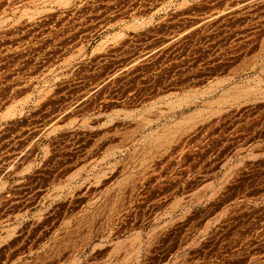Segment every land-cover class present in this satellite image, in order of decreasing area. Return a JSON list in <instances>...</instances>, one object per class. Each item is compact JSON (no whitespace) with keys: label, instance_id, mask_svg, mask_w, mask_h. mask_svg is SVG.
Listing matches in <instances>:
<instances>
[{"label":"rangeland","instance_id":"obj_1","mask_svg":"<svg viewBox=\"0 0 264 264\" xmlns=\"http://www.w3.org/2000/svg\"><path fill=\"white\" fill-rule=\"evenodd\" d=\"M36 154L0 264H264V0H0V176Z\"/></svg>","mask_w":264,"mask_h":264},{"label":"crops","instance_id":"obj_2","mask_svg":"<svg viewBox=\"0 0 264 264\" xmlns=\"http://www.w3.org/2000/svg\"><path fill=\"white\" fill-rule=\"evenodd\" d=\"M38 140V146L40 148L43 144L41 134H39L34 139V141ZM39 158V155L36 154L34 155L33 159H30V161L27 162L28 164L25 165L23 169L18 171L7 170L0 176V193L5 195L10 207L20 204H32L36 201L37 205H41L42 201H47L50 204L46 209L50 210L52 207L51 205L57 203V200L53 198V196H55L56 194H52L50 192L51 189H53V183L47 181V179L50 178L51 174L41 169L42 163L40 162ZM43 190L46 191L45 194H42ZM84 194L85 193H82V197L84 196ZM37 205L33 210H37ZM87 206L88 203L82 204L80 211L83 212L87 210ZM33 214L36 213L34 212ZM24 215H27L26 212L24 213ZM216 223L217 219H210L203 224V227L210 228L216 225ZM12 225H14V223ZM4 238H6V240L8 238L7 242H11L14 238H16V235H7ZM184 238L189 244L187 246V249H191L197 247V244L203 241L212 239V236L208 234H200L191 238L184 236L183 239ZM254 239L259 241L264 240V235L254 236Z\"/></svg>","mask_w":264,"mask_h":264}]
</instances>
